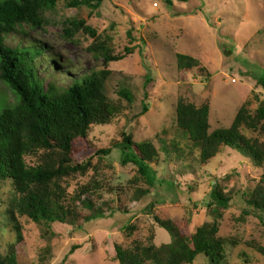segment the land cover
<instances>
[{
    "label": "rangeland",
    "instance_id": "1",
    "mask_svg": "<svg viewBox=\"0 0 264 264\" xmlns=\"http://www.w3.org/2000/svg\"><path fill=\"white\" fill-rule=\"evenodd\" d=\"M70 1L61 0L46 12L41 29L24 28L27 39L21 46H44L36 70L58 86L109 71L105 95L120 111L108 125L91 126L85 138L72 143V160L88 167L58 182L71 209L67 223H37L15 214L22 236L16 242L8 213L15 194L10 180H0V255L13 246L15 264H119L114 246L128 250L136 243L159 247L171 242L156 223L159 218L174 223L189 246L197 228L215 223L217 237L224 240L220 264H264V211L245 203L264 202V169L230 148L201 165L199 151L175 126L179 101L197 109L208 106L209 132L230 127L246 102L251 113L264 103V90L256 84L264 69V0H188L172 7L162 0H105L96 10L69 8ZM17 43L18 38L9 39ZM99 46L110 56L124 57L105 64L89 51ZM176 55L197 65L180 70ZM147 77L154 83L146 100ZM122 90L130 92V102L119 95ZM16 103L0 82V107ZM144 103L148 110L140 115ZM123 134L157 151L152 187L138 178L133 164L122 163L127 152L115 147ZM241 134L264 141L257 131L242 128ZM108 149L107 156L94 155ZM43 156L37 152L25 162L32 167ZM215 184L231 196L225 207H209ZM146 189L149 194L135 202V192ZM84 199L90 205L81 203ZM93 215L96 219L89 220ZM192 264L212 263L198 255Z\"/></svg>",
    "mask_w": 264,
    "mask_h": 264
},
{
    "label": "trees",
    "instance_id": "2",
    "mask_svg": "<svg viewBox=\"0 0 264 264\" xmlns=\"http://www.w3.org/2000/svg\"><path fill=\"white\" fill-rule=\"evenodd\" d=\"M60 1L0 0V82L17 99L13 107H0V180H10L15 194L8 213L14 222L16 242L22 236L15 214L37 223H67L71 209L66 204V193L58 182L70 174L83 173L88 167L87 163H74L71 157L72 143L85 138L91 126L108 125L120 111L119 106L111 103L105 95L109 71L92 72L68 86H58L52 81L46 82L36 70V60L40 58L44 46L36 43L21 46L27 39L24 28L41 29L46 23L45 13L53 10ZM104 1L71 0L67 7L96 10ZM162 1L169 7L174 2H188ZM79 25L85 32L93 34L83 22ZM64 34L70 35V30L65 29ZM13 38H18L15 46L9 44V39ZM89 51L94 57L103 58L105 64L120 61L124 57L110 56L102 46L90 47ZM131 51L125 49L126 54ZM176 62L180 70L197 65L195 60L183 55H176ZM153 83L147 77L144 84L146 100L147 87ZM256 84L264 90V69L256 78ZM119 95L129 102L132 100L130 92L122 90ZM248 107L249 103L246 102L230 127L209 132L208 106L197 109L192 104L179 101L175 106V126L186 137L191 148L199 151L198 161L201 165L215 158L222 148H230L248 156L256 167L264 169V141L247 139L241 134V129L245 128L261 133L264 138V103H260L253 113ZM147 110L146 103L142 104L140 115H144ZM115 148L127 152L122 163L133 164L137 168L138 178L152 187L155 176L151 165L158 158L153 145L149 142L135 144L131 136L123 134L122 141ZM41 151L44 156L40 162L28 166L25 157ZM110 153L111 149L98 150L94 155L107 156ZM147 194V189L137 190L134 201H139ZM76 199L80 201L81 197ZM230 201L231 196L215 184L209 207H225ZM81 203L89 204L90 201L84 199ZM245 203L258 211H264V202L246 200ZM96 215L102 216V212ZM93 219H96L95 215L89 218ZM155 221L170 235L171 242L159 247L136 243L128 250L114 246L115 260L119 264H192L198 255H204L212 264L222 261L224 240L217 237L215 223L197 228L191 237L192 245L189 246L174 223L159 218H155ZM15 263V250L11 246L4 257L0 255V264Z\"/></svg>",
    "mask_w": 264,
    "mask_h": 264
}]
</instances>
